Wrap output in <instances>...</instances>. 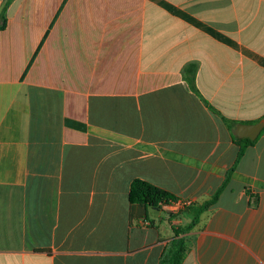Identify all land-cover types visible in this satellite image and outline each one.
Segmentation results:
<instances>
[{
  "label": "crops",
  "instance_id": "0c3cea01",
  "mask_svg": "<svg viewBox=\"0 0 264 264\" xmlns=\"http://www.w3.org/2000/svg\"><path fill=\"white\" fill-rule=\"evenodd\" d=\"M261 119L264 0H11L0 264H159L190 213L130 202L131 181L200 204L234 164L236 125ZM261 131L180 234L182 264H264Z\"/></svg>",
  "mask_w": 264,
  "mask_h": 264
},
{
  "label": "trees",
  "instance_id": "16d2710c",
  "mask_svg": "<svg viewBox=\"0 0 264 264\" xmlns=\"http://www.w3.org/2000/svg\"><path fill=\"white\" fill-rule=\"evenodd\" d=\"M10 1L11 0H5L0 9V29H2L5 25L6 10ZM196 68L197 67L194 63L188 64L184 69V76L189 88L193 92H195L198 96L201 97L195 84ZM223 120L227 124V126L231 129L233 126V122L229 121L226 118H223ZM234 139L239 146L234 164L225 172L223 181L208 199L204 200L200 204H194L192 202L189 206L184 207L190 213L191 216L190 221L186 226H183L181 228H176L173 225L171 226L174 237L170 241L169 245L163 250V253L159 260V264H182L183 259L189 249V244H188L189 237L186 235L180 236V234L189 232L197 223L200 214L217 200L220 192L228 183L232 172L234 171L238 161L240 160L241 156L244 153L245 148L249 145H252L257 138L251 140L246 137L238 138L234 136ZM174 200H178V198L175 195L145 180L137 178V179H133L130 183L129 201L132 203H139L153 207H160L162 204H168L170 201H174ZM174 217L175 214H171L169 216V221Z\"/></svg>",
  "mask_w": 264,
  "mask_h": 264
},
{
  "label": "water",
  "instance_id": "95a60500",
  "mask_svg": "<svg viewBox=\"0 0 264 264\" xmlns=\"http://www.w3.org/2000/svg\"><path fill=\"white\" fill-rule=\"evenodd\" d=\"M264 127V120H258L257 122L246 124V123H239L236 125L234 129V134L238 138H249L251 140L255 139L261 130Z\"/></svg>",
  "mask_w": 264,
  "mask_h": 264
},
{
  "label": "built area",
  "instance_id": "2783aa9c",
  "mask_svg": "<svg viewBox=\"0 0 264 264\" xmlns=\"http://www.w3.org/2000/svg\"><path fill=\"white\" fill-rule=\"evenodd\" d=\"M191 203V199H178L170 201L168 204H162L161 206L166 207L170 212H175L180 208L189 206Z\"/></svg>",
  "mask_w": 264,
  "mask_h": 264
},
{
  "label": "rangeland",
  "instance_id": "374dc122",
  "mask_svg": "<svg viewBox=\"0 0 264 264\" xmlns=\"http://www.w3.org/2000/svg\"><path fill=\"white\" fill-rule=\"evenodd\" d=\"M188 221H190V216L189 215L185 216V222H188Z\"/></svg>",
  "mask_w": 264,
  "mask_h": 264
}]
</instances>
